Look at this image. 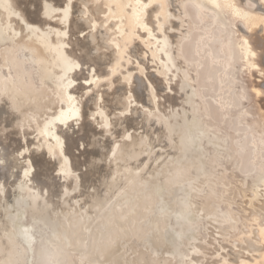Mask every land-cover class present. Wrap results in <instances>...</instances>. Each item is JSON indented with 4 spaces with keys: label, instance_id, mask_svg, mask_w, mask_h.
<instances>
[{
    "label": "rangeland",
    "instance_id": "1",
    "mask_svg": "<svg viewBox=\"0 0 264 264\" xmlns=\"http://www.w3.org/2000/svg\"><path fill=\"white\" fill-rule=\"evenodd\" d=\"M1 1L5 2V0ZM22 1L23 0H20L19 2L22 3ZM127 1L128 0H89L87 3H81V5L78 4L77 6L75 5L74 13H72L74 14V19H76V17L80 18V15H84V18H86V21L84 22L89 21V25H93V22H97L96 27L89 26L90 28H88V30H85V36L84 33L80 32V30H75L69 25L68 13L65 12V6H68L69 0H58V2H60L59 6H57L58 4H54V10H51L49 14L43 11L44 8H41L42 12L41 10H38L37 17L40 18L38 21H35L37 19L34 18L29 19V23L33 27H36V25L38 27L45 24L49 25L54 29L55 32H57L56 37L53 38L54 41L52 39L50 40V42H46L42 38H39L41 43L45 42V44L47 45L45 56H47L49 59H53V57L59 54L56 49L61 47V45L63 44L59 41L62 37L66 36L69 33L67 35L68 38L66 37L65 39L66 42L64 47L67 55L69 56L70 54L69 58L76 67L87 65L90 59L89 54L86 55L87 52L83 50L85 49L84 45L80 42L90 31L96 34L95 36L98 40L99 38H101L99 33L101 32V30H103L104 35H106L102 38V40H98L100 44L98 48H96V50L99 52L94 50L95 53L93 52V54L109 53L111 57L114 56L113 58H110L108 62L103 63L104 68L100 66L101 68H103L101 70H103L104 73L95 76L90 81H85L84 88H79L81 89L80 92H83L84 94L82 96L83 99L80 96L84 102L89 103L88 100H91L93 98L91 100L92 104L84 103V108L82 109L84 115L83 120L81 121V123H84L87 126L90 125L88 126L89 128L86 126L89 131L91 130L90 127H92V134H89L88 130V132L85 134V132H83V130H81L79 127H75L72 136L68 137L67 144L69 152L71 153V161L74 165V168H78L75 172H71L69 174V177L66 179L67 181L65 180L69 192H67L64 188L65 182L61 178V171H57V168L61 165L62 162L61 160H59L62 153L59 151L58 147L55 145L51 138L41 133V128L48 114L50 112H56V110H58L61 105H65L63 88L60 85L58 87V84H55L54 80L50 77H45L43 68L41 67L42 62L32 59V51L24 44L22 46L20 45L19 41H17L18 38L20 40V36H16L15 34V36L11 38H6L0 41V77L10 79L11 82L13 81L16 87L18 89H21L22 91L26 90V86L31 87L35 91H41V95L36 94L34 97H31V101L34 99L32 102H36L39 108L40 106L44 105L46 108H43L41 110H39V108L35 110H26L24 119L22 117L20 120L21 122L19 121L18 123L17 121V123H15L14 125H9L10 127L8 125H6V127L5 124H0V153L6 152L9 162H7L4 168L0 167V181L5 182L6 188H9H5L4 190L8 195V197L7 195H5V197H7L6 202L7 204H9V209H5L3 207L0 208V216L3 218H0V224L2 225H0V253H2L3 255L2 258H4L5 256V258L10 261V264H64L67 262V264H72V261L73 264H263V262L261 261V256L264 255V181L262 179L260 180L259 178L264 173V72L260 73L256 70L250 71L245 65V62L241 56L239 45L240 38L237 29L235 26H233L234 24L232 25L230 23L229 14L225 11L224 8H222V6L214 4L213 0H203L204 4L207 6V9L203 8V15H199L198 8L194 3H192L191 0H168V3L167 0H156L151 8L148 9L149 11L147 14L150 17L149 22L160 38L166 37L165 39L167 41L169 39L168 44L172 45L175 41L174 37H172V34L170 33V28L174 24L176 17L175 14H178L176 10H179V8L178 6L174 7V3L176 5L184 3L186 17H188L191 26V31L188 33L186 32V30H182V34L184 35L181 37L179 43V47H181V49L179 48L178 50L179 54L174 52V56L177 54L174 60L175 66H173L175 68H172L171 71L168 70V68L165 66V59H163L165 58V55H160L158 52H156L154 46L149 44L148 40L143 36L144 34L142 30H140L141 32H138L136 23H132L130 17L131 6L127 3ZM17 6L18 10L21 13L25 12V8L19 5ZM246 6L248 7V5ZM60 7H62L61 9L64 8V10H60ZM76 7H79V9ZM55 8H57L58 10H56ZM97 8L99 10H97ZM154 8L156 9L155 12L153 11ZM167 9H169L170 11H167ZM172 9L175 10L173 11ZM29 10L34 9L30 8ZM5 11L2 10L3 16L1 15V19L3 20L4 24H7L8 21L6 20ZM173 15H175V17ZM215 17H217V19ZM213 18L216 20H214ZM151 19L153 20L151 21ZM240 22L243 23L242 20H240ZM83 24H81L82 27L86 26L88 23H86V25ZM225 24L229 26V29H226ZM131 27H133V30H131ZM244 28L246 29L245 26ZM187 34L189 35L187 36ZM166 35L170 37L168 38ZM130 37L134 38L129 41ZM71 38H73V42ZM225 38H228V45L224 44V41L226 40ZM103 43L104 45H102ZM54 45L57 47H55ZM109 45L112 47L107 48L110 47ZM49 46L51 47V49ZM66 47H68V51ZM71 47L72 50H70ZM134 47H136V49H134ZM122 50H127L126 52H124L123 56ZM164 50L166 51L167 49ZM258 50L260 51V55H263L261 61L263 63L261 64V66H264V51H262V54V49ZM100 51L102 52L100 53ZM131 51H134V54ZM84 54L87 57H85ZM81 55H83V60H80L79 58V56ZM160 56L162 57V59L160 58ZM177 56L187 59L186 61L188 62L189 68H191L190 70L196 78L195 89L203 107L202 116L206 118V116L208 115L207 117H211L214 124V129L212 130H208V127H206L207 133H205L199 140V146H191L190 149L186 152V155L183 157V159L194 162V165L190 170V175H192V178L185 181L184 184L186 185V189H179L176 184L169 187V190L171 188L173 189L170 190L171 193H173L169 196L170 191L165 192L166 194L162 196L160 203L154 202V208L148 209L149 211L147 215H145L146 217L138 218L139 220H135L138 221V228H135V225L132 224L131 228L127 229V233L125 231H122L121 235L120 233H117L116 228H110L108 230L106 229V226L103 224V222L107 223L109 221L108 219L105 220V222L103 219L99 218L101 217V215L102 218L106 216V214H104L106 213L104 211L105 209H114L116 202L118 203V209H121V216L125 217L126 211L129 210L128 208H130V206H128L127 208L125 206L126 204L122 203L123 200H121V198L118 199L116 197V200L118 199L117 201L115 200V198L111 199L110 202L108 201V203L105 205L109 208L104 207V212L101 210L97 212L98 214L94 213L93 215L94 219L92 220L93 222L91 223V225L93 224V227L100 230L101 234L97 235L98 237H96V234L98 233L94 232V235L92 237V227L87 226L86 228H88V232L87 235L85 234L86 239H84L85 243H83L85 245L83 247L84 249H75L77 247L74 245V248V243H72V239L74 240L75 237L74 235L72 236L73 233L70 235L71 231L68 232V228L65 227H68L71 224L72 225L70 227H73V225L77 227L81 223V218L74 220L75 214L73 213V208L71 204H69L71 206L70 207L68 205V202L66 201L71 202V199L75 198L74 196H76V194L77 196L79 194V197L83 198V196H80V193H83L82 195H86V190H88L86 192H89L90 189V191H92L91 186L92 184H94L95 175L92 177L93 182L90 183V181L88 187H85L79 180V175L81 174L80 172L86 171L87 167L89 168L90 164L93 161L91 148L89 146L87 147V145H90L88 144V142H90L89 140H91L92 137H99V135L101 137L102 135L98 131L102 132L103 130H106V134L110 133L107 130L109 127L105 122L107 115L111 116L112 119L115 117H119V119L123 118L124 120L129 116L128 119H130L132 123L133 121L135 122L133 123V125H131L132 132L135 131V128L138 129L137 125L142 123L143 117L145 115L146 117H149L150 120L154 121L156 115L165 117V111L170 110L171 108H174V110L178 113L179 117L177 118V121L179 120L180 122H183L180 116L184 115V112L187 111V109H185L186 107L183 105V100L186 91V78L188 77L189 72L185 67H182L181 64L178 65V63L180 62H178L177 58L179 59V57ZM120 58L122 59L120 60ZM114 68L115 70L113 71ZM78 72L75 74L78 77H84V74L87 73L86 70H80ZM87 76H90V74L87 73L86 77ZM131 76L132 78H130ZM137 76H140L148 83L149 97L145 96L146 100L149 101L148 103L143 97L141 98L137 95L136 89H133L135 83L134 80L136 81L135 78ZM131 82L133 83L131 84ZM118 86L119 88L121 87L122 91L125 90L124 92H122V97L120 98V102H123L124 104L121 105L122 107H114L109 105L107 102V98L112 99L111 97L115 96L114 91L119 90ZM41 87L46 90H43V88ZM256 87L261 90L260 93H257V91L255 90ZM101 93L104 95V99H106L104 101V104L101 106H98V104L94 106L93 104L95 101H97V103L99 102L98 98L100 97ZM139 99H144L145 101L142 100L144 102H138L140 101ZM54 103L56 106H54ZM58 103L60 104L57 106ZM131 106L133 108L132 111H130L132 109ZM139 107L143 110H139ZM101 109L104 111L103 113L107 115L99 116ZM131 112H133V114H131ZM137 113L141 114V118ZM132 115L136 116V120L134 119V116L132 118ZM138 120L139 122H137ZM143 122H145V120ZM81 126L82 124H80V127ZM95 126L98 127V130L94 128ZM118 127H121V129H123L122 127L125 126L121 124V126H117V130H119ZM126 127L125 131H121L117 136L110 135V140L112 141L116 139L115 142L117 143L120 141V139H122V142L124 143L125 139H127V136L126 138L124 136L126 135L125 133H127L129 126L127 125ZM133 134L135 133L133 132ZM153 135L155 134H150L151 139L153 138ZM170 137V140H172L169 141L170 144L172 142L175 143L174 141L177 142L178 137L174 134V132L171 133ZM82 139L85 142L84 145H81L83 141ZM116 143L113 142V144L110 145H108L107 143L108 146L105 145L107 148L102 145L103 148L107 149L106 154L104 155L105 160L108 161L113 157V147ZM150 145H152L151 148ZM150 145L146 143V146L150 148H148V151H146L147 154L151 153L149 155H152V151L153 154H155V151L157 150L155 148L164 147L161 145H158L160 147H154V145L151 143ZM24 146H27V148ZM73 147L80 149L76 150ZM201 148H203L204 150H202ZM218 148L219 150H217ZM235 149H237V155ZM21 150H23V152L20 154ZM53 150L54 152L51 154ZM170 153L174 154V152ZM234 153L236 156L233 155ZM117 155L118 152L116 153V157ZM212 155H214V157H212ZM90 156H92V161L91 159H89ZM210 156L213 159L209 158ZM52 158L53 160H51ZM205 158L209 161L205 162ZM24 160H27V163L24 162ZM162 161L160 162L161 165L164 164L166 159L164 162ZM21 162L23 164L26 163V165H34V167L36 168V170L34 168L35 173L38 170L35 176H37V178L41 180L42 188L47 187L49 189L48 192L44 194V196H40L35 203L29 197V189L24 190L23 193L24 196L27 197V201L14 202L16 200H13V196L16 195L14 189L17 186V181L21 177L20 171L22 170V168L20 166L23 165ZM195 162H197L198 164ZM212 162L213 164L216 163L217 165H213ZM14 164H16V166H14ZM160 164L159 167L161 169H158L157 171H165L164 166L162 167ZM206 170L207 172H205ZM6 176H9L10 178H7ZM203 179L205 181H203ZM89 180L91 179L89 178ZM133 183L134 186H137L131 188L135 198L139 199L140 196L145 195L146 192H148V185H145L143 183L140 184V182H137L139 184H137L136 182ZM198 183L200 185H198ZM68 184L72 186H69ZM195 184H197V186ZM211 186L214 187L212 188ZM196 188H199L200 191L199 189L195 191ZM56 189H58L59 191ZM142 189H144V193ZM8 190L13 196L9 194ZM141 191L142 194L140 193ZM50 192L53 196L50 195ZM191 193L193 197L194 194L197 196L195 197V200L198 199L197 201L199 202V205L200 202H202V205L205 204L204 206H207L206 211L205 209H201V206L199 208V213L197 210L198 207L194 209L192 208L193 210L191 213H196V215H194V217H196V220L195 218H189V220L183 226V228L185 229V233H183L182 236H178L176 233V230L180 229V225L176 224L175 218L173 216L169 217L168 220L170 222V225H166L164 227V230L161 231V235L164 234V237H160L162 238L161 243L157 244L156 242L154 244L153 242L155 240H153V234L151 233V231H149L150 233L147 232V230H149L147 226V219H149L148 214H150V216H152V213L153 215L156 213L160 214L159 211L161 210L168 213L171 212L170 210L172 209L173 210L171 213L173 214L175 213L174 211L179 208L182 202H191ZM135 194H137L138 197H136L137 195ZM181 194L183 195L181 196ZM147 195L148 194H146V197H148ZM70 196L72 198H70ZM164 196L168 197L169 199L164 198ZM204 200L206 201L204 202ZM10 201L11 203H9ZM172 204H174L176 207L174 206L175 208H173ZM190 204L194 207V204H192V202L189 203V205ZM211 204L213 205L211 206ZM64 205H67L69 207L66 208L67 206L64 207ZM82 206H85L84 208H82V210L84 211L86 207H88L85 202ZM122 207L124 208V210L122 209ZM167 207H170L169 210ZM139 208H141V206ZM4 209L7 211L6 213ZM22 210L24 211L23 213H25V215L21 213ZM121 211H124L125 213ZM201 212H204L203 216L201 215ZM206 212L207 214L205 215V218L204 214ZM19 213H21L23 216H21V214ZM17 215L21 217L19 218V216ZM207 215H210L211 218L210 216L207 217ZM71 216L73 218L72 220L70 218ZM212 216H214V219H212ZM96 217H98L97 220ZM4 218H7V220L10 219L9 222L11 224L7 222L6 219L4 220ZM18 219L19 221L22 219L20 222L23 225H30V227L32 228L31 231L34 234V243L32 249L30 246H28L27 242L22 240L23 238L17 235L15 232L19 229L20 225L23 226L18 221ZM101 220H103V222ZM193 221H196V224ZM14 222L16 223V226ZM76 222L80 223L76 225ZM166 223H168V221H166ZM173 224L175 225V227ZM10 225L12 228L10 227ZM4 226L7 227V229ZM192 226L194 227V229ZM15 227H17L18 229H15ZM75 227L71 228L72 231L75 229ZM61 229L63 230V232L60 231ZM101 231L106 232V235L104 237ZM194 231L195 233L197 231L196 236ZM81 232L82 230L80 231V233ZM58 233L59 237L56 235ZM101 241L104 242V245L106 244L105 246L108 245L107 247L114 244L115 248L110 254V256H112L113 254L114 257H109L105 250L104 252H102L103 248L99 247ZM167 243H170L169 247V244L167 245ZM154 245L160 246H158L157 248ZM164 246L165 249L163 250L162 247L164 248ZM9 248L10 252L7 253V251H9ZM92 248L94 249V251L97 250L98 259H94V261L90 262L91 260H88V258L85 257H87L91 252H89L88 250L91 249L93 252ZM147 248L150 252L147 251ZM138 250H140L139 253ZM170 250L171 252L173 251V253L167 252ZM154 251L156 252V254H153ZM4 252L7 253V255H4ZM84 253L87 254L85 255ZM102 253H104L105 255ZM159 254L161 255L160 257ZM163 254L165 255L162 256ZM120 255L122 256V258ZM115 256H118L117 259L115 258ZM137 257L141 258L140 262H136L137 260L139 261ZM145 257H147V259ZM161 257H163L164 260H162ZM123 258L125 261L123 260ZM144 260L147 261L145 262ZM153 260L155 262H153Z\"/></svg>",
    "mask_w": 264,
    "mask_h": 264
},
{
    "label": "bare ground",
    "instance_id": "2",
    "mask_svg": "<svg viewBox=\"0 0 264 264\" xmlns=\"http://www.w3.org/2000/svg\"><path fill=\"white\" fill-rule=\"evenodd\" d=\"M19 1L20 0H8V1L5 0V2H4V1H1L0 0V41L1 40H4L6 38H11V37L15 36V34H16V36H20L21 37L20 40H19V38L17 40V41H19L20 45L22 46L24 44V45H26V47H28L32 51V56H31L32 59H34L35 61L38 60V61L42 62L41 63V67L43 68V72L45 74V77L46 76L47 77H50L51 79L54 80L55 84H58V87L60 85L63 88L64 96H65V99H64L65 105H61L59 107V109L56 110V112H53V113L52 112H50V113L47 112L49 114H48V116H47V118H46V120H45V122H44V124H43V126L41 128V133L44 134L45 136L51 138L53 140V142L55 143V145L58 147L59 151L62 153V155L60 156L61 158H59V160H61L62 162H61V165L59 164L60 166L57 168V171H61V174H60L61 175V178L65 182V180L69 177V174L71 172H75L78 169V168L77 169L74 168V165H73V163L71 161V153L69 152L68 144H67L68 143V141H67L68 140V137L69 136H72L75 127H79L86 134L89 131L88 130V128H89L88 126H90V125L87 126L84 123H81V121L83 120V115H84L83 112H82V109L84 108L83 105L86 102H84L82 100L83 99L82 96L84 94H83V92H80L81 89H79V88H84L85 81H90L95 76H97V75H99L101 73H104V71L101 70V69L104 68L103 67V63L108 62L109 59L110 58H113L114 56L111 57L109 53H106V54L105 53L104 54H93V52L95 53L94 50H96V48H98V46L100 44L98 42V40L99 39L102 40V38L105 37L106 34L104 35L103 30H101V32H99L101 38H99L97 40V38L95 36L96 34L93 33L92 31H90L92 34L90 32L87 33L88 35L86 34V37L80 42L81 44L84 45V48L85 49H83V50H85L87 52L86 55L89 54V58H90L89 59V63L87 65H85V66L82 65V66L76 67L73 64V62L71 61V59L69 58L70 57V54L68 56L67 55V52H66V50L64 48L65 47V42H66L65 39H66L67 35L69 34L68 33L69 30H68V32H67L68 34L67 35L64 34L66 36L62 37L60 39V41H59V42L63 43L61 45V47H59L58 49L55 48L59 54L57 56L53 57V59H49L47 56H45L46 55V50H47V47H46L47 45L45 44V42L44 43H41L40 40H39V38H42L46 42H50V40H52L54 37H56L57 32H55L52 27H50L49 25H45V24L44 25H40L38 27L36 25L37 28L36 27H33L32 25H30L29 19L30 18H32V19L34 18V19H37L35 21H38L40 19V18L37 17L38 10H41V8H44L43 11L45 13L49 14L51 12V10H54V6H55L54 4H58L57 6H59V3L60 2H58V0H23L22 3H20ZM88 1L89 0H69L68 6L67 7L65 6V8H66L65 9L66 10L65 12L68 13V17H69L68 18L66 16L68 18L69 25L73 29H75V30L76 29H78V31L80 30L81 33H84L85 30H88V28H90L89 26H91V27L92 26H94V27L97 26V22H93V25H89L90 24L89 21L84 22V21H86V18H84V15H80L79 16L80 18L76 17V19H74V14H72V13H74V7H75V5L76 6L78 4L81 5V3H87ZM155 1L156 0H128L127 3L131 6L130 17H131L132 23H136L138 32L140 30H142V32L144 34L143 36L148 40L149 44H151L152 46H154V49H155L156 52H158L160 55L161 54L162 55L163 54L165 55V58H163V59H165V66L168 68V70L171 71L172 68H175V67H173V66H175L174 65L175 64V61H174L175 60V56L177 54H179L178 53L179 52L178 51L179 48L181 49V47H179V43H180L181 37L184 35V34H182V30L184 29L188 33V32L191 31L190 30V27L191 26H190V22L188 20V17H186V11L184 10V7H185L184 3L183 4L181 3L179 5H176L174 3V7L178 6V8H179V10H176V12H178V14L177 13L175 14L176 17H175V15H173L175 17V21H174V24L171 23V24H173V26H171V28H170L171 29L170 30V33L172 34V37H174V40L175 41L173 42V39H172L173 44L172 45L168 44V41H169L168 38L170 36L168 37L166 35L168 37L167 38L168 41L165 39L166 37L160 38L158 36V34L155 32V29L152 28V26H151V24L149 22L150 17L147 14L148 11H149L148 9L151 8V6L154 4ZM191 1L198 8L199 15H203V8L205 9L207 7L204 4L203 0H191ZM213 2H214V4H216L218 6H222V8L225 9V11L229 14L230 23L232 25L234 24L233 26L236 27L237 32H238V35H239V38H240L239 39V45H240L241 56H242V58H243V60L245 62V65L247 66V68L250 71H255L256 70L257 72L263 73L264 72V66H261V64L263 63V62H261L263 55L262 56L260 55V51L258 49H260V50L262 49L261 50V53H262V51H264V0H213ZM251 2H252V4H251ZM167 3H168V0H167ZM66 4H67V2H66ZM17 5L22 6L23 8H25V12L24 13H21L18 10V8H17L18 6ZM246 5H248V7ZM30 8L31 9H34V10H29ZM61 8L62 7H60V10H64V8L63 9H61ZM76 8L79 9V7H76ZM155 8H156V6H155ZM155 8L153 10L154 12L156 10ZM55 9L58 10L57 8H55ZM175 9H172V10L174 11ZM2 10H4V11L6 10L5 11L6 12V20L8 21L7 24L6 23L4 24L3 23V20L1 19ZM97 10H99V9L97 8ZM167 11H170V10L167 9ZM41 12H42V10H41ZM173 14H174V12H173ZM204 14H205V12H204ZM62 15H64V14H62ZM215 15H218V14H215ZM210 17H211V15H210ZM215 18L217 19V17H215ZM216 19H214V20H216ZM43 20H45V19H43ZM152 20L153 19H151V21ZM240 20H242L243 23H241ZM65 22H66V20H65ZM86 23H88L87 24L88 26L86 25ZM81 24L86 25V26L82 27ZM244 26L246 27V29L244 28ZM225 27H226V29H229V26L227 24H225ZM96 30H98V29H96ZM131 30H133V27H131ZM168 35H170V34H168ZM188 35L189 34H187V36ZM84 36H85V33H84ZM133 38L134 37H130L129 41H131ZM152 38H154V39H152ZM225 39L226 40L224 41V44H227L228 43V38H225ZM71 40H72V42L74 41L73 38H71ZM53 41H54V39H53ZM102 45H104V43ZM55 47H57V46H55ZM111 47L112 46L107 47V48H111ZM66 48H67V51H68V47H66ZM50 49H51V47H50ZM134 49H136V47H134ZM164 49H167L168 51L167 50L165 51ZM70 50H72V47H71ZM131 50H133V49H131ZM7 51H9V50H7ZM126 51L127 50H125V51L122 50V56H123L124 52H126ZM227 51H230V50H227ZM97 52H99V51H97ZM101 52L102 51H100V53ZM174 52L177 53L175 56H174V54H175ZM125 55H127V54H125ZM84 56H85V54H84ZM9 57H10V55H9ZM72 57H73V55H72ZM85 57H87V56H85ZM177 57H179V56H177ZM79 58H80V60H83V55L79 56ZM160 58L162 59L161 56H160ZM121 59L122 58H120V60ZM74 60H76V59H74ZM177 60H178V62H180V63H178V65L181 64L182 67H185L188 70V72H189L188 77L187 78L185 77L186 80H187V82H186L185 97H184V100H183L184 101L183 105L186 107L185 109H187V111L185 110L186 111V112H184L185 114L182 115V116H180V118L183 120V122H180L179 120L177 121V118L179 116H178V113L174 110V108L173 109L171 108L170 110L165 111V113H164V116L165 117H162L161 115H156L154 121L153 120H150L149 117H146V115L143 114V115H145L144 117L142 115L143 121L145 120V122L142 121V123H140V124L139 123H136V124H139L140 126L137 125L138 129L135 128V131L136 132L133 131L135 133V134H133V132L131 131L132 130L131 129L132 128L131 125H133V123H135V122L133 121V123H132L130 121V119H128L129 116L127 118H125V120L123 118H120L119 119V117L118 118L115 117V118L112 119L111 116H108L107 114H104L103 113L104 111L102 109L100 110V113L98 112L99 113V116H103V115L105 116V115H107L106 116L107 118H106L105 122H106V125H108V127H109L107 130L110 133H108L109 134L108 135V134L105 133L106 130L105 131L103 130L102 132L98 131L102 135L101 137L99 135V137L102 138V139H100L98 136H96L98 138L92 137L91 140H89L90 142H88V144H90V145H87V147L89 146L91 148V153L93 155V158H92V156H90L89 159L92 158L93 161L91 159L92 163L90 164L89 168L87 167L86 171L80 172L81 174L79 175V177H80L79 180L82 182V184L85 187H88L90 181H91L90 183L93 182L92 181L93 180L92 177L95 175L94 176V178H95L94 184H92V186H91L93 192L90 191L91 189L89 190V192H86V191H88V190H86L85 191L86 195L84 194L85 196L82 195L83 193L82 194L80 193V196H83V198L82 197L80 198L79 197V194H78V196L76 194L77 197L74 196L75 198L71 199V202L70 201H66V202H68V205L71 204V206L73 208V213L75 214L74 220L81 218L80 219V222L81 223L79 222L80 225H78L79 223L76 222L77 223L76 225H78L79 227L78 226L75 227L74 225H73V227H70L72 224L69 225L68 227L67 226L65 227V228H68V232L71 231L70 235L73 233L72 236L74 235V237H75L74 240L71 238L72 241H73L72 243H74L73 246L75 245L77 247V248H75V246H74L75 249H78L79 250V249H81V248H83L85 246L83 243H85L84 239H86L85 237H86L87 232H88V230H87L88 228H86L87 226L88 227L89 226L92 227V229L90 228L91 230H93L92 231L93 232L92 237L94 235V232L98 233V234H96V237H98L97 235H100L101 234L100 233V230H98L97 228L93 227L94 226L93 224L91 225V223L93 222L92 220L94 219L93 218L94 217L93 215H94V213H97V212H99L101 210L103 211L104 207H106L105 205L108 203V201L110 202L111 199L115 198V200H116V197L118 199L121 198V200H123L122 203H125L126 204V205L125 204H123V205H125L127 208H128V206H130V208H128L129 210L126 211L125 217H122L121 216V213H120V210L121 209L119 210L118 207H117V204H118L116 202L118 200L117 199L115 201L116 202V205L114 204L115 205L114 209H111V210H106L105 209L104 210L106 212V213H104V214H106V216H105L106 219H105V217L102 218V215L99 218L100 219H103L104 221L108 219L109 220L108 221L109 223L108 222L107 223H104L103 220H101L103 222V224L106 226V229L108 230L110 228L111 229L112 228H116L117 233L118 234L120 233V235H121L122 231L123 232L124 231L126 232L128 228H131L132 224H134L135 226L134 225L133 226L136 228L138 226V223H137L138 221H135V220H137L138 218L146 217L145 215H147V213L149 211L148 209L149 208H154V202L155 203L156 202L157 203L158 202L160 203V201L162 199V196L164 194H166L165 192H169L170 190H173L172 188L169 190V187H171L172 185L176 184L179 187V189H184L186 187V185L184 184L185 181L187 179L192 178V175H190V170H191L192 166L194 165V162L193 161H190V160L188 161L187 159H183V157L186 155V152L190 149L191 146H196V145H197V147L199 146L198 145L199 140L202 138V136L205 133H207V128L206 127H208V130H212V129H214V124L212 122L211 117H207L208 115L207 116L205 115L206 118H204L202 116V108L203 107H202V104H201V101H200L199 97L197 96V92H196V89H195V86H196V78H195V75L192 74V71L190 70L191 68H189L188 62L186 61L187 59H184L182 57L181 58L179 57V59L177 58ZM100 66L103 67V68H101ZM196 69H194V70H196ZM80 70H86L87 73L90 74V76H87L86 77L87 73L84 74L85 75L84 77H80V76L78 77V76H76L75 74L78 71H80ZM114 70H115V68L113 69V71ZM78 74H79V72H78ZM82 74H83V72H82ZM132 76H133V74H132ZM132 76L130 78H132ZM135 79H136V81L133 79L134 82H135L133 89H136L137 95L139 97H141V98L143 97L146 100L145 96L146 97H149L148 96L149 95L148 83L146 82V80H144L140 76H137ZM132 83L133 82H131V84ZM77 86H79V87H77ZM25 88H26V90L25 91H22L21 89H18L16 87L15 83L13 81L11 82L10 79L5 78V77H0V124H5V126L6 125L9 126V125H14L15 123H17V121L19 123V121L21 120L22 117L24 119L25 114H26V110L27 111H28V109L29 110L30 109L35 110V109H38L39 108L37 106V103L36 102H32L34 99L31 101V99H32L31 97H34L36 94L41 95V91H35L31 87H28V86H26ZM41 88H43V87H41ZM118 88H119V86H118ZM43 90H46V89L43 88ZM255 90L257 91V93H260L261 92V90L258 87H256ZM124 91H122L121 87L119 88V90L114 91L115 92V96L111 95V96H113V97L110 96L112 99H110V98L108 99L107 98L108 104L111 105V106H114V107H120L123 104V102H120V98L122 97L121 94ZM102 95L103 94L101 93L100 94V97H99L100 99L98 98V100H99L98 103H97V101L94 102V104H93L94 106H96L97 104H98V106H101V105L104 104V101L106 99H104V95H103V98H102ZM80 96L82 97V99H81ZM36 98H38V97H36ZM144 99H141V100L139 99L140 101H138V102H141ZM91 100H88V101H89V103L92 104V101ZM144 101H142V102H144ZM146 102L148 103L149 101L146 100ZM89 103L87 102L86 104H89ZM49 104H51V103H49ZM59 104L60 103H58L57 106ZM54 106H56L55 103H54ZM43 108L46 109L45 108V105L44 106H40L39 110H41ZM131 108H132V106H131ZM138 109L139 110H143V109H140V107ZM132 110H133V108L130 111H132ZM128 111H129V108H128ZM131 114H133V112H131ZM137 114H139V113H137ZM135 115H132V118L134 116V119H135L136 118ZM140 115L141 114H139V116ZM130 118H131V116H130ZM140 118H141V116H140ZM137 122H139V120ZM140 122H141V120H140ZM178 122H179V125H178ZM80 124H82V126L84 128L82 126L80 127ZM121 124L123 126H125V127L127 125L129 126L128 127V130H127V133H125L126 135L124 134L125 135L124 137L126 138V136H127V139H125L124 143L122 142L123 141L122 139H120V141L117 142V143L115 142L116 139H114V140L111 141L110 140V135L111 136L112 135L117 136L121 131H123V132L125 131V127H122L123 129H121V127H118L119 130H117V126H121ZM124 124H126V125H124ZM97 126H95L94 128L98 130V127ZM142 126H143V128H142ZM13 127H15V126H13ZM85 128H87V129H85ZM90 128L92 130V127H90ZM90 131H89V134H92V131L91 132ZM172 132H174V134L177 135L178 138H177V142L174 141L175 143L172 142L170 144L169 141H172V140H170V138H171L170 135H171ZM150 134H155V135H153V138L152 139L150 137ZM115 136H113V137H115ZM213 139H214V137H213ZM108 140H109V142H108ZM110 141H111V143H110ZM113 142L116 143L115 146L113 147V154H112L113 157L110 160L107 161V160L104 159V155L106 154V150H107V149H105V148H107L105 145H107V143H108V145L113 144ZM84 143L85 142L83 140L82 143H81V145H84ZM146 143H148V145H150V143H151V144L154 145V147H156L158 145H161V146H164V147L158 146L160 148H155V149H157L155 151V154H153V151H152V155H149L151 153H149V152H148L149 154L146 153V151H148V148H149V147L146 146ZM102 145L105 148H103ZM151 146L152 145H150V148H151ZM24 147L27 148V146H24ZM73 148H75V147H73ZM75 149L76 150H79L80 148L79 149L78 148H75ZM85 149H86V146H85ZM108 149H109V147H108ZM201 149L204 150L203 148H201ZM217 150H219V148ZM22 152H23V150L20 151V154ZM53 152H54V150L51 152V154ZM111 152H112V150H111ZM117 152H118V155L116 157V153ZM170 152H174V154L173 153L171 154ZM235 152H236V155H237V149H235ZM215 155H217V154H215ZM230 155H231V152H230ZM233 155L236 156L235 153ZM7 156L8 155H7L6 152H1L0 153V165H1L0 167L4 168L5 165L7 164V162H8V157ZM197 157H198V155H197ZM212 157H214V155H212ZM212 157L210 156L209 158H212ZM21 159H23V158H21ZM35 159H36V156H35ZM165 159H166V161H165ZM51 160H53V158ZM194 160H195V158H194ZM35 161H37V160H35ZM161 161L162 162L165 161L164 164L161 165L160 164ZM206 161H209V160H206V158H205V162ZM24 162L27 163V160H24ZM197 162H195V163H197ZM213 162H212V164H213ZM26 163H24V164L22 163L23 165L20 166L22 168V170L20 171L21 172V175H20L21 177L17 181V186L14 189L15 192H16V195L13 196L12 194H10V191L9 190L8 191H9V194L13 196V200H16L14 202H24V201H27V197H25L24 194H23L24 193V190L29 189V192H28L29 193V197L35 203L37 201V199L40 196L41 197L44 196V194H46L49 189L47 187L42 188V186H41V180H39L37 178V176H35L36 173L38 172V170L35 173L36 168L34 167V165H26ZM16 164H14V166H16ZM159 164L162 167L164 166V168H165L164 169L165 171H162L163 173L160 172V171H157L158 169H161L159 167ZM202 164H203V161H202ZM215 164H213V165H215ZM111 167H112V169H111ZM258 167H260V166H258ZM34 168H35V170H34ZM18 169H20V168H18ZM205 172H207V170ZM6 175H7V173H6ZM89 178L91 180H89ZM160 179H161V181H160ZM259 179L260 180L262 179L264 181V173L260 176ZM15 180H16V178H15ZM260 180H258V181H260ZM203 181H205V180L203 179ZM97 182H98V184H97ZM133 182H136V183L137 182H140V184L143 183L145 185H148L149 186L148 192H146V194H148L147 195L148 197H146V194H145V195H142V196L139 195L140 196L139 199L135 198V196L132 193V189L131 188H134V187H137V186H134V183ZM157 182H159V183H157ZM7 183H9V182H7ZM137 184H139V183H137ZM195 185L197 186V184H195ZM198 185H200V184L198 183ZM69 186H72V185H69ZM211 187L213 188L214 186H211ZM5 188H6V183L3 182V181H0V208L3 207L5 209L6 208L9 209L8 208V205L9 204H7V202H6L8 195L6 194L7 192L5 193V191H4ZM64 188H65V190L67 192H69V189H68V186H67L66 182L64 184ZM199 188H201V187H199ZM199 188H196L195 191H197V189H199ZM6 189H9V188H6ZM56 190H58V189H56ZM142 191L144 193V189H142ZM142 191L140 192L141 194H142ZM146 191H147V189H146ZM199 191H200V189H199ZM169 193H170L169 194V196H170L173 192L171 193V191H170ZM5 195H7V197H5ZM50 195H52V193ZM135 195H137V194H135ZM182 195L183 194H181V196ZM191 195H192V193H191ZM49 197H51V196H49ZM136 197H138V195ZM191 197L192 198H190V197L189 198H190L192 204H194V207L191 206V204L189 205V203H191L190 201H189V203H186V202H188V201H186V202H182L180 204L179 208L177 210H175L174 211L175 213H173V214L171 213L173 209L170 210L171 212H168L169 214L167 212L162 211V210L159 211L160 214L156 213V214L153 215V213H152V216H150V214H148L149 215V219H147V221H148L147 226H148V229L149 230H147V232L151 231V233L153 234L152 235L153 236V240H155L153 242L154 244L156 242H157V244L158 243H161V239L162 238H160V237H164V234L161 235V231L164 230V227L170 223L169 220H168L169 217L173 216L175 218L176 224H179L180 225V229L176 230V233H177L178 236H182L183 233H185V229L183 228V226L186 224V222L189 220V218H191V219L195 218V220H196V217H194V215H196V213L195 214H192L191 213L192 210L194 208H197L198 207L197 210H198V213H199V208L201 206L202 207L201 209H205V211H206V209H207L206 207L207 206L205 207L204 206L205 204L202 205V202H200V205H199V202L197 201L198 199L195 200V197H197L195 194H194V197H193V195ZM64 198H65V196H64ZM70 198H72V197L70 196ZM164 198L167 199L168 197H165L164 196ZM210 199H211V197H210ZM10 200H11V198H10ZM83 201L88 205V207H86L85 211L82 210V208L85 207V206L84 207L82 206L84 204ZM205 201L206 200H204V202ZM9 203H11V201ZM262 203H263V201H262ZM62 204H63V202H62ZM139 204H140L141 208H139L140 207ZM172 205H173V208L176 207L174 204H172ZM209 205H210V203H209ZM212 205L213 204H211V206ZM65 206H67V205H64V207ZM69 206H67L66 208H68ZM57 208H59V207H57ZM106 208H109V207H106ZM169 208H168V210H169ZM215 208H217V207H215ZM122 209L124 210L123 207H122ZM165 211H167V210H165ZM1 212H3V211H1ZM6 212L7 211L5 210V213ZM23 212L24 211L22 210L21 213L25 215V213H23ZM103 212H102V214H103ZM121 212H124V211H121ZM207 212H208V210H207ZM207 212L204 214V217L207 214ZM21 213H19V214H21ZM163 213H166V214H163ZM203 213L201 214L202 216H203ZM22 214H21V216H23ZM208 214H209V212H208ZM2 215H3V213H2ZM7 215H8V213H7ZM4 216H5V214H4ZM17 216H19V215H17ZM17 216H14V217H17ZM21 216H19V218ZM209 216L207 215V217H209ZM0 218H2V217L0 216ZM70 218H71V220L73 219L72 216ZM97 218L98 217H96V220H97ZM210 218H211V216H210ZM5 219H6L7 222H9V220H10V219L7 220V218H4V220ZM212 219H214V216H212ZM18 221H19V219H18ZM166 221H168V223H166ZM73 222H75V221H73ZM211 222H212V220H211ZM194 223L196 224V221ZM194 223H193V226H194ZM15 226H16V223H15ZM10 227H11V225H10ZM74 227H75V229L72 231L71 228H74ZM174 227H175V225H174ZM5 228L7 229V227H5ZM16 228L17 227H15V229ZM31 229L32 228L30 227V225H25L24 224L23 226L20 225L19 229L17 231H15V232H16L17 235L21 236L23 238V239L22 238L21 239L24 240L25 242H27L28 246H30L31 249H32L33 248V243H34V234L32 233ZM193 229H194V227H193ZM222 229H224V228H222ZM81 230H82V232H81L82 234L80 233ZM219 230H220V228H219ZM6 231H8V230H6ZM60 231L63 232L62 229ZM101 232H102L103 237H104L106 235V232L105 231H101ZM162 233H165V232H162ZM194 233H195V231H194ZM196 233H197V231H196ZM196 233H195V236H196ZM1 234H3V233H1ZM60 234H62V233H60ZM56 235L59 237V233L56 234ZM91 240H93V239H91ZM253 244H254V242H253ZM105 245H104V242L101 241L100 246H99V247H102L103 248V251L102 250L101 251L104 252V250H105L107 252V255H109V257H114L113 254H112V256H110V254L113 252V250L115 248L114 247V244L112 246L109 245V247H107L108 245L107 246H105ZM167 245L169 247L170 246V243H167ZM158 246H160V245H158ZM158 246H155V247L158 248ZM94 249H95V247H94ZM94 249H93V252H92L91 249L88 250L89 252L90 251L91 252L90 253L87 252V253H89V255L87 257H85V258H88V260H91L90 262L94 261V259H98L97 250L94 251ZM162 249L164 250L165 249V246H164V248L162 247ZM171 249H173V248H171ZM143 250H144V248H143ZM127 251H129V250H127ZM139 251L140 250H138V253H139ZM147 251H149V249ZM8 252H10V248H9V251H7V253ZM22 252H21V254H22ZM134 252H136V251H134ZM167 252L173 253V251L171 252V250L170 251H167ZM7 253L4 252L3 254L4 255L5 254L7 255ZM154 253L156 254L155 251L153 252V254ZM102 254H104V253H102ZM147 254H149V253H147ZM121 255H122V252H121ZM164 255L165 254H163L162 256H164ZM160 256L161 255L159 254V257ZM2 257H3V255H2V253H0V264H10V261H8L5 258V256H4V258H2ZM117 257L115 256L116 259H117ZM261 257H262L261 258V261L264 264V255L261 256ZM121 258H122V256H121ZM145 258L147 259V257H145ZM161 258H162V260H164L163 257H161ZM138 259H139V261L137 260L136 262H140V259L141 258H138ZM123 260H124V258H123ZM144 261L146 262L147 260H144ZM151 261H152V259H151ZM116 262H118V261H116ZM119 262H120V260H119ZM153 262H155V261L153 260ZM67 263H64V264H67ZM72 264H73V261H72ZM117 264H119V263H117Z\"/></svg>",
    "mask_w": 264,
    "mask_h": 264
}]
</instances>
